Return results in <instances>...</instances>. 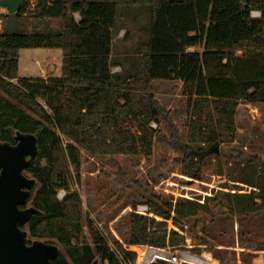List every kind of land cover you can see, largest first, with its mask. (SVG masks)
Returning <instances> with one entry per match:
<instances>
[{"label":"trees","instance_id":"obj_1","mask_svg":"<svg viewBox=\"0 0 264 264\" xmlns=\"http://www.w3.org/2000/svg\"><path fill=\"white\" fill-rule=\"evenodd\" d=\"M27 7L24 0L16 33H0V141L14 144L17 132L29 133L37 146L25 174L35 180L26 203L38 214L22 228L62 248L47 264H144L153 249L166 259L158 264H190L201 252L181 246L186 223L210 215L201 229L209 235L216 196L172 202L149 194L146 212L132 206L128 240L111 247L91 219L82 223L81 199L68 187L79 179L83 153L148 157L155 145L181 153L174 162L183 165L186 185L200 181L203 157L235 140L239 101L264 105V0H36L30 30ZM139 13L146 18L141 55L124 56V67L112 58L116 19L137 21ZM26 48L60 50V76L20 77L19 50ZM115 64L120 72H112ZM172 80L181 82L186 97L184 142L154 97L153 82ZM229 167L228 181L245 191L225 194L227 213L264 214V161L239 154Z\"/></svg>","mask_w":264,"mask_h":264},{"label":"rangeland","instance_id":"obj_2","mask_svg":"<svg viewBox=\"0 0 264 264\" xmlns=\"http://www.w3.org/2000/svg\"><path fill=\"white\" fill-rule=\"evenodd\" d=\"M27 1L28 7L24 14L25 28L30 30L36 0ZM0 12L1 30L6 24L7 10L0 7ZM139 14L142 20L138 16L140 20L137 21L131 20L129 16L117 17L112 40V58L115 62L122 61L126 55L131 58L140 57L139 46L145 37L141 26L146 18L144 14ZM252 14L257 16L256 12ZM74 17L78 20V14H74ZM55 25V20L50 21V27ZM45 50L20 49V64L23 68L18 75L39 77L45 80L60 76V50L56 49L55 51L59 53L50 57H48L50 54L47 55L44 52ZM189 50L200 51L201 47H190ZM123 66L125 67L126 64L124 63ZM27 70L30 72H26ZM111 70L117 73L121 68L115 64ZM153 88L154 97L163 108L170 112L171 121L178 127L179 142H184L188 117L186 97L183 94L181 82L177 80L155 81ZM235 125V140L228 144H218L211 153L203 157L201 180L194 181L191 185L185 184L189 179L184 175L183 165L174 162L175 158L181 157V153L161 149L158 145L154 146L152 155L148 157L143 155L90 157L83 153L79 179L71 178L68 187L69 192L76 191L81 199L82 223L85 224L86 219H91L113 247L116 243L128 240L129 215L132 206L135 205L140 212H146L148 209L146 201L149 194L162 196L172 202L182 198L192 200L200 198L201 202L203 197L216 196L218 200L215 207H212L215 214L214 222L209 226V235H205L201 229L203 222L207 223L210 215L206 219L199 215L186 223L183 232L184 244L181 246L186 249L198 248L201 252L200 257L194 258L190 264H255L254 258L264 254V214L234 213L230 216L227 213L225 194L245 191H238L234 183L227 179L230 163L239 154L244 158L256 155L264 161V105L239 101ZM150 126L156 129L155 122H151ZM159 128L163 134H168L163 123H160ZM131 131L137 133L135 122L131 125ZM214 154L218 155V158ZM223 184L227 187L223 188ZM26 206L29 204L27 203ZM168 225L171 227L170 222ZM83 230L85 239L90 242L86 226ZM27 240L30 242L41 240L54 244L60 253H63L62 248L54 241L33 239L28 235ZM217 251H220V254ZM215 254L219 255L221 260ZM162 260H166L162 250L153 249L146 255L144 264H158V261ZM97 262L106 264L99 260ZM168 263L172 264L171 261Z\"/></svg>","mask_w":264,"mask_h":264},{"label":"water","instance_id":"obj_3","mask_svg":"<svg viewBox=\"0 0 264 264\" xmlns=\"http://www.w3.org/2000/svg\"><path fill=\"white\" fill-rule=\"evenodd\" d=\"M24 0H0L7 10L1 34L18 31V10ZM15 143L0 141V264H47L59 255L56 245L27 240L26 226L38 211L26 206L35 180L25 174L37 154L35 137L17 132Z\"/></svg>","mask_w":264,"mask_h":264},{"label":"crops","instance_id":"obj_4","mask_svg":"<svg viewBox=\"0 0 264 264\" xmlns=\"http://www.w3.org/2000/svg\"><path fill=\"white\" fill-rule=\"evenodd\" d=\"M55 50L56 49H46L44 52L47 53V55L50 54L48 56V57H50V56H53L54 54L59 53L58 51H55ZM39 53H41V52H39ZM35 54H32V55H35ZM59 54L61 55V52ZM26 55H30V54H26ZM60 67H61V64H60ZM22 68H23V66H22V64H20V55H19V57H18V72H21L22 71ZM27 69H29V68H27ZM23 72H25V71H23ZM26 72H30V70H27ZM256 252L259 253V251H256ZM263 256H264V254L257 255L254 258V263L255 264H264Z\"/></svg>","mask_w":264,"mask_h":264},{"label":"built area","instance_id":"obj_5","mask_svg":"<svg viewBox=\"0 0 264 264\" xmlns=\"http://www.w3.org/2000/svg\"><path fill=\"white\" fill-rule=\"evenodd\" d=\"M258 14V13H257ZM0 15H1V12H0ZM59 193H57V197H59V198H61V197H63V195H64V191L62 190V191H58Z\"/></svg>","mask_w":264,"mask_h":264}]
</instances>
